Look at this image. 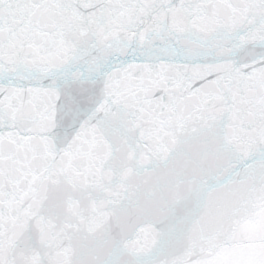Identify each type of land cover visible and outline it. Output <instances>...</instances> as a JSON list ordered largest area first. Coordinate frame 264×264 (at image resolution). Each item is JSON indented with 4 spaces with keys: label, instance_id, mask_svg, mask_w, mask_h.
<instances>
[{
    "label": "snow or ice",
    "instance_id": "snow-or-ice-1",
    "mask_svg": "<svg viewBox=\"0 0 264 264\" xmlns=\"http://www.w3.org/2000/svg\"><path fill=\"white\" fill-rule=\"evenodd\" d=\"M191 147L154 240L78 251ZM123 255L264 264V0H0V264Z\"/></svg>",
    "mask_w": 264,
    "mask_h": 264
},
{
    "label": "water",
    "instance_id": "water-1",
    "mask_svg": "<svg viewBox=\"0 0 264 264\" xmlns=\"http://www.w3.org/2000/svg\"><path fill=\"white\" fill-rule=\"evenodd\" d=\"M195 151V147L187 149L186 154L178 156L169 169L158 168L148 176L132 177L131 198L122 207L104 216L95 232L89 234L88 239L82 242L85 247L78 248V251L85 254L89 250L103 251L111 240L130 235L137 225L141 226V235L147 237L149 241L154 240L167 225L168 214L164 206L168 197V180L172 168L183 171L191 167ZM130 258L129 255L121 256V264H127Z\"/></svg>",
    "mask_w": 264,
    "mask_h": 264
}]
</instances>
